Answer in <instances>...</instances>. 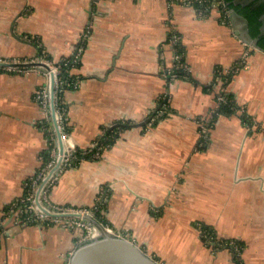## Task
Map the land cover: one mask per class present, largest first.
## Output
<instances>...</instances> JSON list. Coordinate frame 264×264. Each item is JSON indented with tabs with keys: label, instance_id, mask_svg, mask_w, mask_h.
I'll list each match as a JSON object with an SVG mask.
<instances>
[{
	"label": "crops",
	"instance_id": "obj_1",
	"mask_svg": "<svg viewBox=\"0 0 264 264\" xmlns=\"http://www.w3.org/2000/svg\"><path fill=\"white\" fill-rule=\"evenodd\" d=\"M216 9L202 15L186 0H0V57L72 58L65 123L78 151L101 152L67 168L50 200L100 203L114 230L163 264H264V51ZM177 52L190 72H177ZM46 77L0 68V264H69L83 231L21 223L19 210H8L50 156L53 122L39 98ZM224 93L239 110L216 116L204 142L199 122L215 116ZM109 131L115 140L100 144ZM199 223L239 242L241 253L207 247Z\"/></svg>",
	"mask_w": 264,
	"mask_h": 264
},
{
	"label": "built area",
	"instance_id": "obj_2",
	"mask_svg": "<svg viewBox=\"0 0 264 264\" xmlns=\"http://www.w3.org/2000/svg\"><path fill=\"white\" fill-rule=\"evenodd\" d=\"M188 4H195V2H201L202 7H198L199 12L202 15L206 14V11L211 6L210 3H205L206 0H186ZM222 21L228 22L230 10L227 9L222 2L221 5ZM178 38H174V42H177ZM82 49V48H81ZM177 65L176 68L184 73L190 72V67L184 60V53L176 54ZM5 67L7 69L16 71H29V70H43L46 73L47 84L46 87L41 91L39 98L44 103L51 116V105H52V79L54 78V103H55V117L58 122V128L61 131L63 144H60L58 137V131L53 126L52 130V147L49 158L44 162L38 173L27 182V192L16 200L9 208L10 211L19 210V221L28 222H41V223H60L77 228H83L85 233L81 236L79 244L96 238L102 234L100 226L96 225L89 219H84L86 216H93L96 218L102 227L111 232L113 231L106 222L97 217L96 210L94 207L78 208V207H66L60 206L53 203L50 200V189L59 179L61 174L69 167L73 166L74 163H78L87 154L91 155V158H98L101 154L99 149L94 150L93 146L79 150L71 139V135L67 129L65 119L67 116L66 107L59 105V94L66 88L65 86H72L74 82L71 80H64L61 76V64L54 63L49 58H37L34 60H18V59H6L0 57V68ZM76 83V81H75ZM74 83V86H75ZM227 96L221 94L218 96V105L223 102H227ZM206 122L202 123V137L208 139L210 136L209 126L203 125L205 123L213 124V115L206 119ZM70 213H78L76 215H70ZM52 214H61L59 216ZM62 214H64L62 216ZM80 214V215H79ZM116 234L124 235L123 232ZM235 242V241H232ZM214 243V241H213ZM238 252L241 251V245L237 244ZM243 264V263H240Z\"/></svg>",
	"mask_w": 264,
	"mask_h": 264
},
{
	"label": "water",
	"instance_id": "obj_3",
	"mask_svg": "<svg viewBox=\"0 0 264 264\" xmlns=\"http://www.w3.org/2000/svg\"><path fill=\"white\" fill-rule=\"evenodd\" d=\"M262 18L264 19V14ZM229 19L233 25L234 31L244 42L264 51V49L258 44V39L251 36L249 21L245 16L238 13L236 9H230ZM54 91L53 78L51 116L53 126L58 131V137L60 144L62 145V135L55 117L56 109L54 103ZM76 214L78 213H70V215ZM52 215L59 216L61 214ZM63 215L64 214H62V216ZM86 218L100 226L102 234L77 245L70 255L69 264H163L156 257L149 254L132 238L105 230L102 227V224H100V222L93 216H85L84 219Z\"/></svg>",
	"mask_w": 264,
	"mask_h": 264
},
{
	"label": "trees",
	"instance_id": "obj_4",
	"mask_svg": "<svg viewBox=\"0 0 264 264\" xmlns=\"http://www.w3.org/2000/svg\"><path fill=\"white\" fill-rule=\"evenodd\" d=\"M222 2H224V5L227 9H236L238 13L245 16L249 21V30L250 34L253 38L258 39V44L260 47L264 49V33L262 30V26L264 24V19L262 18L264 14V0H249L248 2H241L238 0H206L204 4L210 3L211 6L209 7V11L213 8H217L219 11L221 9ZM195 5H197L199 8L202 7V3L195 2ZM216 9V10H217ZM229 20V18H228ZM68 60V59H67ZM61 64V76L64 80H71L75 83L74 75L71 73V69L73 68V59L70 58L67 62L60 63ZM178 73H181L179 69H177ZM230 76L232 75L229 74ZM224 79V78H223ZM74 83L72 86H65L63 91L59 94V105L66 107V110L68 109L67 103L64 99L65 92L69 88L74 87ZM223 95L227 96L228 101L220 103L215 111V117L221 114H234L238 112L239 105L235 101V98L232 94L224 93ZM116 134L113 132H108V135L105 136L102 140H100V144L102 145H111V143L115 140ZM84 158H91V155L88 154L84 156ZM96 215L100 219H102L104 222H107V218L102 214V207L96 210ZM85 233V230L82 231L81 236ZM241 263V260L238 261Z\"/></svg>",
	"mask_w": 264,
	"mask_h": 264
},
{
	"label": "rangeland",
	"instance_id": "obj_5",
	"mask_svg": "<svg viewBox=\"0 0 264 264\" xmlns=\"http://www.w3.org/2000/svg\"><path fill=\"white\" fill-rule=\"evenodd\" d=\"M60 63V62H59ZM219 115V114H218ZM213 118L215 119L216 117L213 115ZM207 120L206 119H203V120H201L200 122H199V125H200V133L202 134V123L203 122H206ZM203 125H207V126H209V130H210V136H211V132H212V127H213V124H209L208 122L207 123H205V124H203ZM202 136V135H201ZM210 136H209V138H210ZM203 138V137H202ZM208 138V139H209ZM208 139H202V141L204 140V142L205 141H207ZM54 139L52 138V140H51V142L53 141ZM51 147H52V144H51ZM90 148V147H89ZM88 155V154H87ZM92 159H97V158H92ZM101 206H100V203L98 204V205H96V206H94V209L95 210H97V209H99ZM8 210H10L9 208H8ZM7 210V211H8ZM18 217V216H17ZM18 219H19V217H18ZM21 223H24V222H21ZM108 224V223H107ZM109 225V224H108ZM110 226V225H109ZM111 227V226H110ZM198 230H199V234H200V237H201V239H202V241H203V243L207 246V247H209V248H211L212 250H216V248H225V247H227V248H229V249H231L233 252H236V255H237V253H241V251H237L238 250V246H237V244H240L239 242H232L233 240H230V239H224V237H220V236H218L217 234H216V232H214V231H209L207 228H205L204 227V224L203 223H199L198 224ZM113 229V228H112ZM113 231L114 232H116V233H119L118 231H116V230H114L113 229ZM2 234V233H1ZM0 234V235H1ZM126 237H128L127 235H125ZM213 241H214V243H213ZM232 247V248H231ZM153 256V255H152ZM155 257V256H154ZM241 263H243L242 261H241ZM238 264H240V263H238Z\"/></svg>",
	"mask_w": 264,
	"mask_h": 264
},
{
	"label": "flooded vegetation",
	"instance_id": "obj_6",
	"mask_svg": "<svg viewBox=\"0 0 264 264\" xmlns=\"http://www.w3.org/2000/svg\"><path fill=\"white\" fill-rule=\"evenodd\" d=\"M238 1H241V2H248L249 0H238ZM262 28H263V31H264V24H263V26H262ZM125 235V234H124ZM81 239V238H80ZM77 245H79V243L77 244Z\"/></svg>",
	"mask_w": 264,
	"mask_h": 264
}]
</instances>
